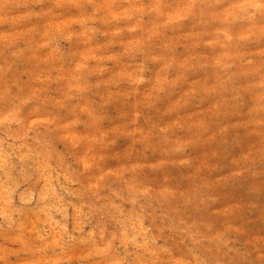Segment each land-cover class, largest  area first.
Here are the masks:
<instances>
[{
  "label": "clouds",
  "instance_id": "9594fccd",
  "mask_svg": "<svg viewBox=\"0 0 264 264\" xmlns=\"http://www.w3.org/2000/svg\"><path fill=\"white\" fill-rule=\"evenodd\" d=\"M15 3L0 0V12ZM23 4L25 35L34 44L27 59L36 64L27 80L5 78L0 69V260L47 264L55 248L74 264H173L165 237L173 233L190 254L185 264H221L225 248L246 264H264V236L246 241L252 247L241 253L229 247L227 234L243 229L229 225L213 233L181 212L218 202L224 177L212 174L230 141L240 147L251 140L231 158L229 176L248 174L253 191H264V75L242 79L264 69V48L244 50L264 41V0ZM117 44L120 51L110 52ZM78 45L87 51L75 50ZM202 45L218 47L220 55L209 62L194 54ZM42 48L49 49L43 59ZM209 67L211 86L189 85ZM234 67L242 70L227 71ZM197 149L203 158L192 155ZM170 165L190 170L189 188H156L142 179ZM65 197L83 202L76 229L55 241L29 232L25 221L33 209ZM161 201L170 207L161 209Z\"/></svg>",
  "mask_w": 264,
  "mask_h": 264
},
{
  "label": "rangeland",
  "instance_id": "374dc122",
  "mask_svg": "<svg viewBox=\"0 0 264 264\" xmlns=\"http://www.w3.org/2000/svg\"><path fill=\"white\" fill-rule=\"evenodd\" d=\"M27 8L23 4V0H16V3L7 11L0 12V69H6L5 78L18 77L21 80L28 79V73L32 72L35 68L36 61L27 59L32 54L34 44L31 43L25 35L30 25L26 22ZM205 41L211 40L212 37H205ZM36 42L43 43V40L37 36ZM100 43H104L101 38ZM259 48H264V41L259 44H250L244 50L255 52ZM24 50L20 56L12 55L15 52ZM77 51L85 52L87 49L83 45L76 47ZM120 51V45H114L110 52L115 53ZM182 56L188 53L183 48L179 49ZM221 50L217 47H210L202 45L200 48L194 50V54L206 57L209 62L213 58L220 55ZM49 53L48 48L39 49L37 55L43 59ZM259 59V58H257ZM45 65H41L44 67ZM239 68H232L227 70L229 73L241 71ZM259 75H264V69H261L260 74L243 77L245 83L255 82L259 79ZM200 82L202 86H211L215 82V70L211 67L200 69L194 73L189 80V85ZM188 86H185L187 90ZM57 86L52 85L51 91L53 95L59 96L60 92L56 90ZM251 140H245L240 147L232 144L231 141L228 145L221 148L223 155L217 161L219 169L213 173V177H224L221 185L217 188L218 202L208 208H181L184 218L188 222H194L200 225H210L211 231L223 232L229 225L244 230V234L237 232H229L227 238L233 241L229 247L238 249L241 253L251 249V244H246L248 240H252L256 236H264V191L254 192L253 187L256 181L246 174L240 178H231L229 173L233 169L230 160L233 156L239 154L240 151L246 150ZM196 158H203V151L197 149L192 153ZM157 157L149 156L150 160ZM264 170V163L259 165ZM190 170L172 167L156 172H148L142 178L146 183L152 184L156 188L170 186L180 189H187L190 187L189 181L186 179ZM261 183H264L262 178ZM163 189H157L162 191ZM108 190L105 189V193ZM90 196H85L83 200L87 202ZM69 200H71L69 204ZM66 206L67 215L64 214L62 207ZM159 207L167 209L170 207L169 202L161 201ZM83 208V202L80 199L73 197H65L61 203L56 201H47L45 205H40L33 209L28 214L25 221V227L31 233H39L43 236H48L51 240L55 241L63 230L72 232L77 228L82 216L80 215ZM217 211H213V210ZM228 209H231L229 211ZM159 223V221H157ZM87 230V229H86ZM155 230V229H154ZM205 230V229H202ZM168 243L174 247L173 264H185V259H190V254L185 245L180 244L173 233H165ZM164 241H158L163 243ZM133 249L129 246V251ZM226 255L218 257L221 264H246L244 260L235 253H228L227 249H223ZM47 264H74L72 256L69 255L67 260L62 254L58 253L55 248L49 250V257ZM0 264H4L0 260Z\"/></svg>",
  "mask_w": 264,
  "mask_h": 264
}]
</instances>
